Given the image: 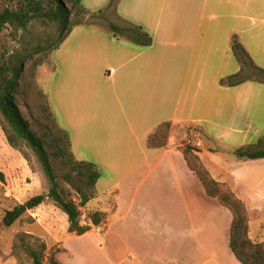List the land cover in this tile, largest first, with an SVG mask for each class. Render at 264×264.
Masks as SVG:
<instances>
[{
	"label": "crops",
	"instance_id": "obj_1",
	"mask_svg": "<svg viewBox=\"0 0 264 264\" xmlns=\"http://www.w3.org/2000/svg\"><path fill=\"white\" fill-rule=\"evenodd\" d=\"M82 1L107 20L76 26L57 49V123L71 131L76 158L101 170L93 199H111L98 210L105 214L104 237L121 241L119 264H144L145 254L171 264L175 230L186 239L179 246L186 249L184 264L222 256L241 264L221 242L226 222L229 247L231 211L207 195L181 147L200 149L209 171L247 202V190L260 187L264 194V158L228 155L232 142L253 138L264 83L221 85L241 69L232 51L235 34L264 66V0H119L111 7V0ZM110 22L143 26L152 45L114 36ZM165 122L191 133L171 132L166 145H149ZM256 130L264 136V125Z\"/></svg>",
	"mask_w": 264,
	"mask_h": 264
},
{
	"label": "rangeland",
	"instance_id": "obj_2",
	"mask_svg": "<svg viewBox=\"0 0 264 264\" xmlns=\"http://www.w3.org/2000/svg\"><path fill=\"white\" fill-rule=\"evenodd\" d=\"M42 2L45 9L52 6L49 0H42ZM66 4L69 7L72 5L69 1ZM14 5L18 6V2L16 1ZM78 12H80L79 7L72 14L71 23L74 24L80 20L87 23L93 21L106 23L104 19L98 17V13L94 16V14L84 15ZM57 32L56 21L48 22L41 18L33 20L27 31H17L12 26L5 27L0 33V64L10 55L21 52L26 44L35 46L37 43H41L44 46L49 38H51L49 41L56 40L59 36ZM57 51V49L44 51L35 55L34 58L25 60L16 85L15 97L32 128L45 139L58 182L67 198L79 203V189L88 191V193L90 190L87 187V175L80 173L72 161L68 149L71 131L66 129L67 132H64L57 123ZM41 60H43L42 64L36 66L35 63ZM261 67L264 68V66ZM246 74L255 75L249 68L243 72V75ZM47 96L52 111L48 108ZM256 116L258 120L250 128L251 134L254 135L253 138L250 139L249 137L246 140L239 139L232 142L235 148L246 144H255L259 141L260 136L256 132V127L264 125V103L255 114ZM168 132L169 134L171 132L191 133V129L187 126L172 125ZM9 134L13 135L14 133L9 126H4L0 114V172L4 177V179H0V264H34L28 246L39 249L41 243H45L47 246L44 264H119L118 250L121 241L117 236H112L110 240L104 237L102 233L106 227L105 217L100 226L94 225L91 218L88 217L91 210H102V203L111 201L108 199L109 197L104 200H100L98 197L92 199L86 207L82 208L81 224L91 225V230L84 235H77L75 232L69 231L70 222L67 214L51 199H48L38 208L28 211L12 226H4L3 217L7 210L27 201L34 195L47 193L49 189L47 179L34 151L22 141H18L16 144L10 142ZM166 136L162 135L158 141L164 142ZM73 151L75 153L74 149ZM75 155L77 156L76 153ZM228 155L231 156L232 154ZM233 158L236 160L234 156ZM79 160L95 163L88 159ZM256 165L262 167L260 163ZM256 165L254 167L250 165L248 168L253 170L251 173L255 176L254 179H261L260 171L255 170ZM226 184L233 189L230 183L227 182ZM98 188L101 189V185ZM256 189L258 192H250V190L245 192L251 198L250 202L248 201L250 206L238 192L233 190L245 201L248 207L252 236L264 240V194L260 187H256ZM225 223L222 224L221 242L226 245L229 256H231L232 253L227 247L228 243H226L229 228ZM182 227L189 229L187 225ZM174 235L170 253L171 264H184L183 261L186 258L181 256L186 249H180L179 246L185 244L186 239L184 238L182 241L179 232L176 230ZM152 243L155 248L157 245L160 246L161 241L158 238ZM145 246H148L147 242L140 247L143 254L147 250ZM143 261L144 264H156L158 262L149 254H145ZM203 264L233 263L230 257L222 256L221 261L211 258Z\"/></svg>",
	"mask_w": 264,
	"mask_h": 264
},
{
	"label": "trees",
	"instance_id": "obj_3",
	"mask_svg": "<svg viewBox=\"0 0 264 264\" xmlns=\"http://www.w3.org/2000/svg\"><path fill=\"white\" fill-rule=\"evenodd\" d=\"M16 1L18 6L14 5ZM67 1L72 4L71 7L67 6ZM118 1L111 0L109 7L116 6ZM49 2L52 6L45 9L42 0H0V33L7 26H12L17 31H27L33 20L41 18L48 22L56 21L57 33L59 34L54 41H49L51 39L49 38L44 46L41 43H37L35 46L26 44L21 52L10 55L0 64V114L3 118L4 126H9L14 133L13 135L9 134L8 139L14 144L22 141L34 151L49 186L47 193L34 195L27 201L7 210L3 217V224L6 227L12 226L28 211L38 208L48 199H51L67 214L70 222L69 231L75 232L77 235H84L91 230V225L81 224L82 208L86 207L97 196V183L102 175L101 170L92 162L78 160L73 152L69 138L68 149L70 150L72 161L81 174L87 175V187L90 193L79 189V203L68 199L58 182L46 141L32 128L30 121L24 116L15 97V89L23 64L27 58H34L35 55L44 51L60 48L76 26L96 23L94 21L87 23L83 20L74 24L71 23V16L75 9L80 8L79 14H94L96 16L98 13V17L104 20H107V17L103 10L91 12L83 5L82 0H49ZM109 24L113 35L116 37L128 38L143 47H148L153 43L152 35L141 25L133 22H129L126 26H121L114 22ZM232 51L241 69L237 73L223 78L221 85L236 86L250 80L264 83V68L255 63L237 34L232 37ZM42 62L43 60L38 61L35 65H40ZM247 67L255 75H243ZM46 102L49 105V110L52 111L48 96ZM171 127L172 124L170 122H165L159 126L158 130L149 138V145L154 147L166 145L169 136L168 131ZM162 135H167L166 139L164 142H159L158 140ZM181 151L189 168L202 182L207 195L216 198L221 205L231 211L233 218L230 226L229 247L233 255L241 264H264V240H259L252 236L251 217L245 201L225 182L217 179L209 171L202 161L200 149L191 144H186L181 147ZM230 153L237 161L264 158V136L257 143L243 145L231 150ZM0 179H4L2 172H0ZM88 217L91 218L94 225L100 226L105 214L100 210H91ZM46 249L45 243H41L39 249L28 246V251L33 258L34 264H44Z\"/></svg>",
	"mask_w": 264,
	"mask_h": 264
},
{
	"label": "built area",
	"instance_id": "obj_4",
	"mask_svg": "<svg viewBox=\"0 0 264 264\" xmlns=\"http://www.w3.org/2000/svg\"><path fill=\"white\" fill-rule=\"evenodd\" d=\"M110 72H114V69H111Z\"/></svg>",
	"mask_w": 264,
	"mask_h": 264
}]
</instances>
